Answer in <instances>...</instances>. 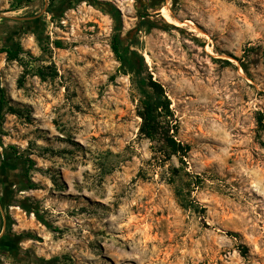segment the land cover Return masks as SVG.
Returning a JSON list of instances; mask_svg holds the SVG:
<instances>
[{
  "label": "rangeland",
  "instance_id": "obj_1",
  "mask_svg": "<svg viewBox=\"0 0 264 264\" xmlns=\"http://www.w3.org/2000/svg\"><path fill=\"white\" fill-rule=\"evenodd\" d=\"M48 4L0 0V48L39 16L14 37L18 60L0 53V159L34 162L7 244L42 260L0 249V264H264V0ZM143 13L167 27L139 29ZM118 25L169 99L184 164L139 131L141 95L111 49Z\"/></svg>",
  "mask_w": 264,
  "mask_h": 264
},
{
  "label": "trees",
  "instance_id": "obj_2",
  "mask_svg": "<svg viewBox=\"0 0 264 264\" xmlns=\"http://www.w3.org/2000/svg\"><path fill=\"white\" fill-rule=\"evenodd\" d=\"M71 0H61L60 4H55V0H49L47 9L51 12H56L65 9ZM120 12L116 9L112 14L114 18H119ZM145 13L140 15V27L150 29L152 27H167L168 23L161 19V22H156L150 18H144ZM3 20L8 18L2 17ZM39 16H31V18L19 21L21 24L8 28V32L2 37V46L0 53H5L6 60H18L23 50L22 46L14 41V37L21 33L33 32L38 24ZM119 25L115 28V33L111 41V49L119 62V71L122 74L130 75L141 95V109L139 116L141 117L140 133L148 138L150 141L157 142L160 146L156 150L162 157L170 158L177 156L181 163L184 164V158L188 155L190 147L188 144L176 139L174 133V124L172 119V112L170 109V102L167 98L162 85L153 80L151 75H144L145 64L141 55L134 50L123 48L121 45V38L118 34ZM54 44L60 47L61 43L55 41ZM4 101V91L0 88V105ZM173 132V133H172ZM155 151V152H156ZM27 167L25 162L13 158V155L6 153L0 159V202L6 207L8 205L22 206V202L13 198L15 191H24L32 189L35 185L29 179H23L22 171L26 167L28 171L34 162L27 159ZM192 184L195 181L191 182ZM194 186V185H193ZM7 234L0 237V249L3 253H24L27 254L31 261L37 260L29 250H22L20 248H12L7 243H10L11 234L9 232V219H6ZM6 238V239H4ZM5 244V245H3ZM49 264V262H43Z\"/></svg>",
  "mask_w": 264,
  "mask_h": 264
},
{
  "label": "crops",
  "instance_id": "obj_3",
  "mask_svg": "<svg viewBox=\"0 0 264 264\" xmlns=\"http://www.w3.org/2000/svg\"><path fill=\"white\" fill-rule=\"evenodd\" d=\"M12 205H8V206H4L1 202H0V214L3 215V211L6 213L5 218H3V226H5V222L6 219L8 218V208L12 209ZM13 210V209H12ZM9 219V218H8ZM4 228V227H3Z\"/></svg>",
  "mask_w": 264,
  "mask_h": 264
},
{
  "label": "bare ground",
  "instance_id": "obj_4",
  "mask_svg": "<svg viewBox=\"0 0 264 264\" xmlns=\"http://www.w3.org/2000/svg\"><path fill=\"white\" fill-rule=\"evenodd\" d=\"M163 15L165 16V18L167 19V20H171V18H170V16L168 15V13L165 11V9L163 10ZM177 24H183V23H178L177 22ZM185 24V23H184Z\"/></svg>",
  "mask_w": 264,
  "mask_h": 264
}]
</instances>
